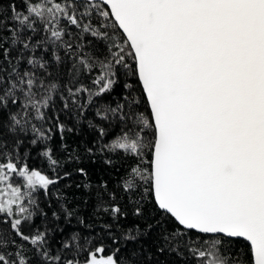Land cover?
Listing matches in <instances>:
<instances>
[{"label":"snow or ice","instance_id":"obj_1","mask_svg":"<svg viewBox=\"0 0 264 264\" xmlns=\"http://www.w3.org/2000/svg\"><path fill=\"white\" fill-rule=\"evenodd\" d=\"M76 125L99 147L60 155ZM73 166L103 236L71 227ZM245 245L264 264V0H0V264H245L225 255Z\"/></svg>","mask_w":264,"mask_h":264},{"label":"trees","instance_id":"obj_2","mask_svg":"<svg viewBox=\"0 0 264 264\" xmlns=\"http://www.w3.org/2000/svg\"><path fill=\"white\" fill-rule=\"evenodd\" d=\"M67 123L69 127H72L76 122L72 119H69L67 120ZM61 143L67 144L70 150H75L82 156L84 155V151L87 147H93L94 149L99 147L98 145H95L94 136L86 125H76L74 131L65 134L63 141L60 140L59 135L53 138V146L56 147L57 152L60 155H63L64 149L59 147ZM93 159L97 158L93 157ZM82 164L89 170L94 188L99 181L107 180L109 189L116 190L117 182L119 180L116 170H113L112 168L100 163L99 160L93 164L91 161L83 159ZM72 170L74 175L69 180V183H71L72 187L64 188L63 185H61V190L68 193L69 200L73 202L75 208L78 210V216L74 215L72 218L71 227L77 231H81L84 234L91 233L93 235L99 234L100 236H103L104 232L101 230V224L103 223L104 219H107V217H99L94 215L96 211L94 205L97 203L96 197L94 193H89V191L86 189H77L75 187L76 183H82V179L75 174L74 166ZM147 206L149 205H146V207ZM79 217H86L88 223L92 224V228H87L80 225L78 223ZM233 253H235V255H233ZM225 255L230 259L239 258L240 260L245 261L246 264V245L239 248L233 247L232 251L225 253Z\"/></svg>","mask_w":264,"mask_h":264}]
</instances>
